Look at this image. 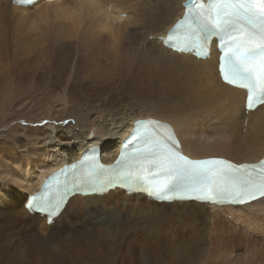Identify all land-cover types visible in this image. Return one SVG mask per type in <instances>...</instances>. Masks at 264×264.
<instances>
[{"label": "bare ground", "instance_id": "bare-ground-1", "mask_svg": "<svg viewBox=\"0 0 264 264\" xmlns=\"http://www.w3.org/2000/svg\"><path fill=\"white\" fill-rule=\"evenodd\" d=\"M186 2L45 0L26 8L13 0H0V39L24 37L27 60L22 67L29 75L23 80L27 85L21 84L24 71L16 82L0 78V208L13 211L18 207L14 201L24 208L28 195L37 193L51 173L78 161L89 146H100L102 162L112 164L139 119L169 124L183 153L194 160L224 158L243 164L263 158L264 106L245 114V93L220 81L218 52L202 61L163 45L170 28L182 18ZM79 75L90 92L75 87ZM115 78L131 89L123 110L108 92ZM61 79L66 86L57 81ZM51 99L61 100L62 105L53 108L48 104ZM21 116L33 122L15 124L25 119ZM44 120L43 127L36 124ZM93 127L98 132L89 139ZM24 213V230L19 228L2 245L6 253L14 251L12 258L20 264H37L32 256L48 264L59 259L87 264L82 256L89 257L91 264H118L121 253L122 258H131L128 264H158L156 258L149 260L148 247L156 243L151 245L158 251L163 245L157 240L163 237L171 239L169 251L176 252L183 244L195 258L202 252L204 231L207 242L217 243L219 257L221 240L229 249L240 241L242 234L234 226L256 238L252 242L264 249V199L240 208H216L195 202L158 204L145 195L128 196L117 190L106 196L72 198L51 226L46 217ZM6 218L0 215V220ZM259 249H247L245 258L224 264L256 262L245 259H260ZM163 251H158L159 256Z\"/></svg>", "mask_w": 264, "mask_h": 264}, {"label": "snow or ice", "instance_id": "snow-or-ice-1", "mask_svg": "<svg viewBox=\"0 0 264 264\" xmlns=\"http://www.w3.org/2000/svg\"><path fill=\"white\" fill-rule=\"evenodd\" d=\"M184 7L187 11L181 28L169 34L171 47L195 49L200 56L209 41L218 38L223 44L218 47L223 82L246 91L249 111L264 105V0H215L207 5L201 0H189ZM120 165L115 178L128 183H143L150 175H165L163 182L152 181L155 193L180 191L192 194L188 198L198 201L237 206L264 198V159L255 164L192 160L183 154L175 133L152 122L134 126ZM35 204L43 210L47 201L37 196Z\"/></svg>", "mask_w": 264, "mask_h": 264}, {"label": "rangeland", "instance_id": "rangeland-1", "mask_svg": "<svg viewBox=\"0 0 264 264\" xmlns=\"http://www.w3.org/2000/svg\"><path fill=\"white\" fill-rule=\"evenodd\" d=\"M24 42H27L24 39V37H12V38H8V39H0V78L1 77H8V78H10L11 77L10 80L16 82V81H19L17 78L20 75V73H22L24 71V74H23L22 79H21V81H22L21 84L22 85H27V83L25 81H23V80H25L24 78H29L28 71L25 70V69H27V68H25V66L22 67V65H25V61L27 60L26 59L25 50H24V44H23ZM109 52H110V50H109ZM13 75H14V77H13ZM57 81L61 82V84L63 86H66V83L67 82H65L64 80L61 79V80H57ZM112 82H113L112 85H114V87H111L108 90V92L111 95V97H113L114 100H115L113 103L121 104L120 105L121 106L120 109L123 110L122 106L126 103V98L127 97H130L131 89H130V87H129L128 84L122 83V81H120L118 78H115ZM84 83H85L84 78L81 75H79L78 79H76L75 84L74 83L73 84L75 85L76 88H80L79 92L81 91V89H84L85 90V93H86V91L90 92L88 90V89H90L89 84H84ZM104 89L105 88H101L100 90L101 91H104ZM82 95H85V94H82ZM44 98H47V96H44ZM20 100H22V98L19 97L16 100L17 103ZM100 100L102 101V97H100ZM57 101L56 100L52 101V99H51L50 103H48V104L49 105L50 104L53 105L54 106V107L52 106L53 108H55V106L62 105L61 100H57ZM29 102H30V100L27 101V103H29ZM48 104L46 105L47 106V109H49V105ZM100 106H101V104H100ZM43 108H45V107H43ZM41 111H43V110L41 109ZM14 113L12 114L13 117H14ZM49 113H48V115H49ZM21 117H18V118H21ZM43 117L44 116H40L41 119ZM22 118H25V117H22ZM26 119L27 118H25V119H18L17 121H15V124L22 125L23 126L26 123L33 122V120L31 118H29L27 120ZM31 124H33V123H31ZM36 124L39 127H43L46 124V121L45 120L43 122L37 121ZM12 167L14 168V171H15L16 170L15 166L12 165ZM10 170L13 171L12 169H10ZM26 173H27V171H26ZM18 191L19 192H22L21 189H19ZM1 200H2V198H1ZM7 201L10 202L9 199ZM14 202H15V204L18 205L17 208H14V210H13L14 212L11 209H8V208H0L2 210L0 212V215L2 217H7L6 219H4L5 221L4 220H0V264H20V263H18L16 260H14L12 258L14 251H11L9 253H6L4 246L2 247L3 244H5L7 241L11 240L15 236V235L13 236V234H14V232L18 231L19 228L22 229V230H24L23 228L25 227V224H26V221H27V217L25 216V213H24L25 208H23V206H21L20 201H14ZM133 206H136V205H133ZM180 211L182 213H185L182 209ZM70 213H71V216L73 218L75 212L73 213V211L71 210ZM228 220H229L230 223L234 224L233 223V220L230 217H229ZM141 224H142L141 226H144L143 225L144 222H142ZM203 224L208 227L209 226L208 220L207 219H204L203 220ZM233 228L235 230L241 232L242 235H241L240 238H238L240 241L235 240L238 243V245H236V247H234L233 249H229L227 247L228 246L227 242H225L226 240H224V241L221 240L220 246H221L222 252L219 254V257H218V252H216L217 243L214 241L215 243L213 242L212 245H211L210 241H208L210 243V244H208L207 240L209 239V236H208L207 232L204 231L202 233V235H201V244L199 246L201 248V251L202 252L200 254H197L195 258H194V256L188 254L189 253V247H186L183 244H182V246H183L182 249H179L178 248V249H176L177 251L175 252V250H173L174 248H172V249H170V251H171L170 252L168 250V246H170L171 239L170 238L168 239L166 237H163V238H159L157 240V242L159 243V246L160 247L163 245L158 250L159 252L161 250H164L161 253V256H159V252L157 251V248H154L151 245V244H153L154 246H156L158 244H156V243H150L149 244V247H148V249H149L148 250V253L150 255V259L149 260L150 261L151 260L152 261L158 260L157 261L158 264H160V262H161V264H193V263L194 264H224L228 260L229 261L230 260L235 261L236 259H243V258H245L246 257V254L245 253H246V251L248 252L247 249H251V248H255L256 247L258 249L260 248L259 250L263 251V253H261V255H259V256H261L262 260H261V258L257 260L255 257H249V258L245 259V261L247 262V260L249 259V260H255L256 261V262H251L249 264H255V263L256 264H264V256L262 257V255L264 254V249L261 248L257 243H253L252 242L253 240L254 241H257V239L254 238L253 236L245 233L242 229H239L238 226H234ZM32 235H33V232L28 233L27 238L28 239H31V236ZM69 235H73V234L70 233ZM140 235H142V234L140 233ZM215 236H219V234L218 233H215ZM71 238L73 239V237H71ZM71 238H69V239H71ZM248 238H250V239H248ZM164 240H165V243L163 244L162 241H164ZM184 244H186V242H184ZM166 245H167V247H165ZM208 248H210V249H208ZM224 248H225V251H224ZM232 250H234L235 252L233 251V253H232ZM215 253H217V255H215ZM239 254H243V255H241L243 257L239 256ZM62 255H66V254L64 253ZM122 255L123 254L121 253V256H120V259H119V263L118 264H122L121 261L123 262V260H125L126 261V264H128L129 261H131V258L130 257H127L129 255H126L124 258H122ZM213 255L215 257H213ZM83 257L85 258V256L80 257L82 263H87V264L90 263L91 264V261L89 260L90 259L89 257L86 258V259H84ZM238 257H240V258H238ZM1 258H6V259L5 260H2ZM33 258H34V260L37 261V264H48V262H49V261H47V262L46 261H43L42 259L38 258L37 256H32V259ZM155 258H156V260H155ZM197 258H199V259H197ZM226 258H227V260H226ZM32 259L29 258L28 260H32ZM65 260L67 262H69L70 261V256L67 255V257L65 258ZM173 260H174V263H173ZM257 261H258V263H257ZM78 263H79V261L74 260V259L71 260V263H65V262H63L62 259H59V262L56 263V264H78ZM25 264H29V263H25Z\"/></svg>", "mask_w": 264, "mask_h": 264}, {"label": "water", "instance_id": "water-1", "mask_svg": "<svg viewBox=\"0 0 264 264\" xmlns=\"http://www.w3.org/2000/svg\"><path fill=\"white\" fill-rule=\"evenodd\" d=\"M189 2V0H187V2L185 3V5ZM98 132V129L96 127H93L90 131L89 134V139H93L96 135V133Z\"/></svg>", "mask_w": 264, "mask_h": 264}]
</instances>
